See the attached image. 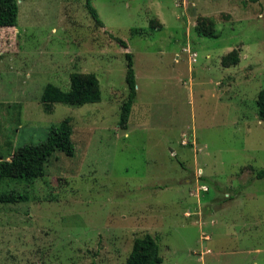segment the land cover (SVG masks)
I'll return each mask as SVG.
<instances>
[{
  "label": "rangeland",
  "instance_id": "1",
  "mask_svg": "<svg viewBox=\"0 0 264 264\" xmlns=\"http://www.w3.org/2000/svg\"><path fill=\"white\" fill-rule=\"evenodd\" d=\"M17 3L0 27V158L66 116L74 152L0 179V264H124L145 234L158 264H264V0H90L102 26L86 0ZM125 52L136 96L121 128ZM72 72L94 73L100 100L43 104Z\"/></svg>",
  "mask_w": 264,
  "mask_h": 264
},
{
  "label": "trees",
  "instance_id": "2",
  "mask_svg": "<svg viewBox=\"0 0 264 264\" xmlns=\"http://www.w3.org/2000/svg\"><path fill=\"white\" fill-rule=\"evenodd\" d=\"M86 7L95 23L103 25L98 17L96 9L86 0ZM18 3L17 0H0V27H13L17 23ZM199 35L215 36L214 22L211 18H201L194 28ZM120 46L127 48V43L121 39L113 37ZM127 84V96L120 107L119 124L121 128H126L129 113L136 96V82L133 70L132 55L125 52ZM239 62L237 49H232L227 55L221 58L223 66L236 65ZM70 86L68 90H63L59 86L47 83L40 95L43 104L63 103L68 105H82L85 103L97 102L100 100L99 82L92 72H72L69 76ZM258 115L264 120V86L259 90L256 97ZM72 125L69 116L64 117L55 125H51L46 133V137L36 143H25L18 146L10 158H0V179L4 178H34L45 173V164L55 152L65 155H72L74 145L71 139ZM258 177L264 176V169L257 173ZM16 196L9 195L2 200H14ZM162 261L159 255L157 240L151 234L135 237L132 247L127 255L124 264H158Z\"/></svg>",
  "mask_w": 264,
  "mask_h": 264
},
{
  "label": "built area",
  "instance_id": "3",
  "mask_svg": "<svg viewBox=\"0 0 264 264\" xmlns=\"http://www.w3.org/2000/svg\"><path fill=\"white\" fill-rule=\"evenodd\" d=\"M195 56H196V53H192V61H195ZM205 238H208V236H205Z\"/></svg>",
  "mask_w": 264,
  "mask_h": 264
},
{
  "label": "crops",
  "instance_id": "4",
  "mask_svg": "<svg viewBox=\"0 0 264 264\" xmlns=\"http://www.w3.org/2000/svg\"><path fill=\"white\" fill-rule=\"evenodd\" d=\"M198 205H199V202H196V206L198 207ZM185 212H187V211H184V214H185ZM210 239V238H209Z\"/></svg>",
  "mask_w": 264,
  "mask_h": 264
}]
</instances>
